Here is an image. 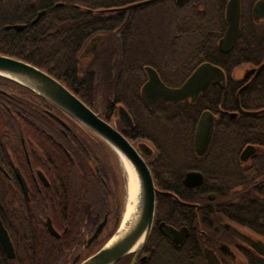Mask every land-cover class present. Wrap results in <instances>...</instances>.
<instances>
[{"label": "trees", "instance_id": "1", "mask_svg": "<svg viewBox=\"0 0 264 264\" xmlns=\"http://www.w3.org/2000/svg\"><path fill=\"white\" fill-rule=\"evenodd\" d=\"M35 1V9L47 10L45 17L31 25L27 38L0 30V53L15 54L53 75L95 111L98 109L97 102L110 106L111 113L114 109L112 100L122 103L134 116L136 128H144L154 138L172 143L167 145L169 153L193 154L195 128L200 113L204 109L216 110L218 105L219 126L214 132L210 153H215L219 138V155L235 162L244 145L252 139L264 138V128L260 126L264 118L249 115L234 118L228 113L237 107V86L232 81L225 88L214 86L208 98L201 96L196 102L184 101L179 104L160 102L155 111H151L139 94V88L145 81L147 65L157 68L168 84L177 86L183 84L186 78L178 75V68L190 53L200 61L209 60L219 64V24L223 22L222 29L225 28V11L229 0H158L133 8L131 13L119 8L140 0ZM143 10L142 23L140 15ZM152 10L155 11L153 16L150 15ZM103 34H111L113 41L117 42L119 57L111 96L102 90L103 81L96 71L81 74L76 60L77 53L90 38ZM248 41L250 45L239 50L242 60L257 58L264 52V37L261 33L255 32ZM231 58L232 53L224 55L222 64L228 67ZM0 80L11 81L2 76ZM17 85L32 96L40 97ZM240 100L241 105L248 110L264 107V89L245 90ZM221 109L225 112H220ZM22 110L25 114L28 112V109ZM101 115L104 117L103 113ZM23 120V117L14 118L7 110H0V140L12 139L11 133L9 136L3 135L2 122ZM73 122L81 132L82 142L91 138L103 147L108 146L86 127ZM44 152L53 159L48 167L42 165L48 172L51 186L41 195L32 194L30 200L21 195V199L12 204L9 203L8 194L2 195L0 200V216L16 252L15 258H9L0 243V264L69 263L82 249L83 230L91 225L96 211H100L102 216L107 210V204L101 206L99 202L103 199L102 194L93 191L90 194L88 188H82L87 187L85 165L79 163V176L74 177L72 168L59 157L56 150L50 148ZM197 167L206 174L203 187L221 194L224 200H236L233 189L236 186L247 189L253 182V177L247 173H229L224 169L219 175V188L214 174L202 166ZM181 177L177 173L171 175L176 191L184 198L196 199L199 189L193 192L196 190L184 187ZM239 200L242 203L237 208L245 213L243 215H262V208H256L258 206H255L256 213L252 214L251 199L247 195ZM118 210L121 208L118 207ZM48 217L61 233L60 237L49 232L46 225ZM86 254H83V258Z\"/></svg>", "mask_w": 264, "mask_h": 264}, {"label": "flooded vegetation", "instance_id": "2", "mask_svg": "<svg viewBox=\"0 0 264 264\" xmlns=\"http://www.w3.org/2000/svg\"><path fill=\"white\" fill-rule=\"evenodd\" d=\"M240 1V33L229 51H223L221 48V40L228 28L226 11L225 28L222 29L223 22L219 24V64L209 60L200 61L192 57L190 53L177 71L178 75L186 77L185 82L202 63L210 62L223 71L224 77H219L206 91L200 92L195 100L192 97L179 102L158 100L152 107L142 95V88L149 79V74L145 69V81L139 88V94L151 111H155L160 102L179 104L184 101L196 102L201 96L208 98V94L214 86L225 88L227 83L232 81L237 86V107L228 111L230 116L238 118L241 115H249L264 118V112L256 115L239 112L238 101L241 105L240 95L242 92L250 88L253 90L264 89V52H261L257 58L248 57L242 60L239 56L240 48L250 45L248 39L255 32L261 33L264 37V10L260 15L256 13L255 4L259 0ZM35 6V0H0V30L11 32L15 36L24 35L23 37L27 38L34 19L44 12L39 18L41 20L47 13L46 9L38 10L34 8ZM128 12L131 13V10ZM142 12L140 18L143 23L144 10ZM154 14L155 11L152 10L150 15ZM17 25H23V28L18 30L15 27ZM105 35L90 38L77 53L76 60L81 74L96 71V75L103 81L102 90L111 96L112 86L117 78L116 65L119 57L117 42L113 41L112 36L106 37ZM230 53H232V58L229 66L225 67L222 64L224 55ZM0 54L27 61L12 53L1 52ZM155 69L163 81L168 86H172L164 80L160 71ZM217 91L219 90L217 89ZM97 103V112L101 111L109 122H115L118 129L135 147L143 145V158L152 172L156 187L154 222L146 243L139 252L125 255L117 264H264V138L252 139L251 142L244 145L235 162L226 160L219 155V138L215 153H210L214 132L219 126L218 105L216 110L204 109L200 113L195 128L193 154L169 153L167 145L172 143L154 138L144 128H136L135 118L132 114L130 115L133 119V126L120 120L118 108L119 105H123L122 103H115L112 100L111 106L114 108L112 113L110 106ZM241 107L245 109L242 105ZM262 108L264 107L249 110ZM22 109H28L30 113L26 112L25 114ZM0 110H7L14 118L27 119L26 121H8L1 124L3 125L1 127L3 135L9 136L11 133L12 139L0 140V145H4L0 148V151L2 150V153L0 152V200L4 194L6 196L8 194L9 203L12 204L17 203V200L21 199V195L30 200L32 194L41 195L45 189L51 186L48 172L42 168V165L46 168L49 163L53 162V159L44 152L45 149L50 148L56 150L59 157L72 168L74 177L79 176L80 164L85 165L87 170L84 172L86 171L88 174V176L86 175L87 187L82 186V188H88V193L93 191L102 194L103 199L99 202L101 206L107 204V210L102 216L100 211H96L97 214L93 216L91 225L83 230L82 249L74 255L69 263L67 262V264L81 263L105 245L104 243L96 249L103 243L113 225L118 224L116 231L118 230L124 217L123 212L118 210L122 204L117 189L118 182H116L114 170L108 165L107 157L104 155L105 146L95 143L96 141L91 138L82 142L80 130L71 124L61 111L48 104L45 99L32 96L27 90L8 80H0ZM207 110L213 114L214 118L213 135L206 151L198 153L195 149L196 129L202 113ZM220 112H225V110L221 109ZM235 112L238 114L232 115ZM260 126L264 128V120L260 121ZM106 149L113 153L109 146H106ZM198 165L216 176L219 188L221 183L219 175L225 170L229 173H247L253 177V182L247 189H242L241 186H236L233 189L232 192L236 200H224L221 194L213 190L208 191L207 187H203L206 174L197 167ZM192 171L202 173L203 181L200 185L188 186L184 182L187 173ZM175 173L179 176L182 175L180 181L184 187L195 189L196 191L193 192H197L199 189L196 199L184 198L176 191L174 180L171 179V175ZM24 183L27 185V190ZM244 195L251 199L252 214L256 213L255 206L262 208L261 216L248 217L237 208L242 203L239 198ZM101 224H104L101 231L91 241ZM58 233L61 236L59 231ZM256 242L260 245L261 250L255 246ZM86 252L88 255L83 258V254Z\"/></svg>", "mask_w": 264, "mask_h": 264}, {"label": "water", "instance_id": "3", "mask_svg": "<svg viewBox=\"0 0 264 264\" xmlns=\"http://www.w3.org/2000/svg\"><path fill=\"white\" fill-rule=\"evenodd\" d=\"M153 1L156 0L136 2L127 7L119 8V10H132L133 8ZM182 1L183 0H179V2ZM62 4L63 3H58V5ZM263 10L264 0H259L255 4V11L260 15ZM42 13L34 19L33 23L39 20ZM226 17L228 28L225 36L221 40V48L223 51H229L231 49L233 42L240 33V0L228 1ZM15 27L20 30L23 28V25H17ZM145 69L149 74V79L142 88V95L152 107L156 105L158 100L179 102L189 97H192V99L195 100L200 92L206 91L212 83L219 79V77H224L223 71L218 66L210 62H204L181 86L172 87L168 86L163 81L154 67L147 65L145 66ZM0 76L29 89L44 98L69 119L86 127L102 139L111 149L116 151L119 156L122 153L131 162L138 174L140 186L139 208L134 225L121 238L115 239L119 233V227L115 234L101 249L79 264H117L125 255L131 252H139L146 243L152 229L156 206V187L152 172L143 158V145L140 144L138 147H135L118 129L115 122H109L101 115V113L95 111L92 107L86 104L61 81L30 62L13 56L0 54ZM238 105L239 112L242 113L256 115L264 112V108L260 110H245L241 107L239 101ZM118 110L120 120L127 125L133 126V119L126 107L124 105H119ZM237 114L238 113L235 112L232 115ZM213 122V114L208 110L204 111L196 129L195 149L198 153L205 152L209 145L213 135ZM202 181L203 175L199 171L188 172L184 180L188 186L200 185ZM24 186L26 187L27 185L24 183ZM46 225L51 234L56 237L60 236L50 218H48ZM103 225L104 224H101L99 226L96 233L91 238V241L98 236ZM141 238H143L142 242L134 248ZM0 243L9 258L13 259L16 257L15 247L1 216ZM255 246L260 249V245L257 242L255 243Z\"/></svg>", "mask_w": 264, "mask_h": 264}, {"label": "bare ground", "instance_id": "4", "mask_svg": "<svg viewBox=\"0 0 264 264\" xmlns=\"http://www.w3.org/2000/svg\"><path fill=\"white\" fill-rule=\"evenodd\" d=\"M122 163L124 165L126 174H127V184H128V198H127V204H126V209L124 212V217L122 219L120 228H119V233L115 237L121 238L123 235H125L134 225L136 217H137V212L139 208V179H138V174L131 164V162L121 153L120 154ZM114 239V240H115ZM141 238L139 242L134 246L136 248L139 243L142 242Z\"/></svg>", "mask_w": 264, "mask_h": 264}, {"label": "rangeland", "instance_id": "5", "mask_svg": "<svg viewBox=\"0 0 264 264\" xmlns=\"http://www.w3.org/2000/svg\"><path fill=\"white\" fill-rule=\"evenodd\" d=\"M105 36L106 37L111 36V34H106ZM66 118L71 124L75 125V123L71 119H69L67 116H66ZM104 148H105L104 155L107 157L106 158L107 163L109 166H111V169L114 170L115 175H116V177L115 176L114 177L116 178V182H118L117 189L119 190V195H120V199H121V203H122L121 204V211L124 214L125 209H126V204H127V198H128L127 174H126L124 165L122 163V160H121L119 154L116 151H114L113 149H112L113 153H111L108 149H106V147H104ZM117 227H118V224L113 225L112 229H110L106 238L103 240V243L101 245L97 246L96 249H98L104 243L107 242V239L116 231Z\"/></svg>", "mask_w": 264, "mask_h": 264}]
</instances>
